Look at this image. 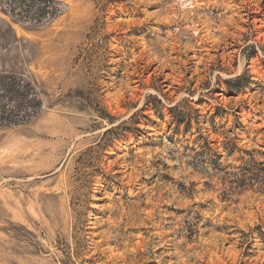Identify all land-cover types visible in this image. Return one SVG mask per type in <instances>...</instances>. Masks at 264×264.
<instances>
[{
  "label": "rangeland",
  "instance_id": "rangeland-1",
  "mask_svg": "<svg viewBox=\"0 0 264 264\" xmlns=\"http://www.w3.org/2000/svg\"><path fill=\"white\" fill-rule=\"evenodd\" d=\"M28 4L0 0V264H264V0Z\"/></svg>",
  "mask_w": 264,
  "mask_h": 264
},
{
  "label": "trees",
  "instance_id": "trees-1",
  "mask_svg": "<svg viewBox=\"0 0 264 264\" xmlns=\"http://www.w3.org/2000/svg\"><path fill=\"white\" fill-rule=\"evenodd\" d=\"M20 3H29L28 6H31V4H33L32 6H36L38 7L39 4H42V6H40L41 8L40 9H35L36 12H39V13H42L41 11H44L43 9L45 8H50V2L51 0H19ZM38 5H34V4H37ZM52 8V7H51Z\"/></svg>",
  "mask_w": 264,
  "mask_h": 264
},
{
  "label": "bare ground",
  "instance_id": "bare-ground-1",
  "mask_svg": "<svg viewBox=\"0 0 264 264\" xmlns=\"http://www.w3.org/2000/svg\"><path fill=\"white\" fill-rule=\"evenodd\" d=\"M137 12V11H136ZM186 14V13H185ZM222 42V41H221Z\"/></svg>",
  "mask_w": 264,
  "mask_h": 264
}]
</instances>
